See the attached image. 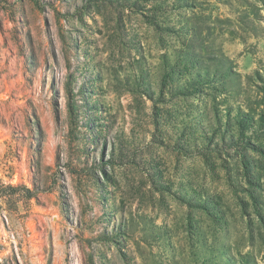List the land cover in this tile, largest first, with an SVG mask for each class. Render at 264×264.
Here are the masks:
<instances>
[{
    "label": "rangeland",
    "instance_id": "obj_1",
    "mask_svg": "<svg viewBox=\"0 0 264 264\" xmlns=\"http://www.w3.org/2000/svg\"><path fill=\"white\" fill-rule=\"evenodd\" d=\"M0 264H264V0H0Z\"/></svg>",
    "mask_w": 264,
    "mask_h": 264
}]
</instances>
